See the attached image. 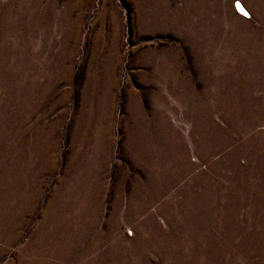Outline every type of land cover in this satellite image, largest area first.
<instances>
[{
	"label": "rangeland",
	"instance_id": "374dc122",
	"mask_svg": "<svg viewBox=\"0 0 264 264\" xmlns=\"http://www.w3.org/2000/svg\"><path fill=\"white\" fill-rule=\"evenodd\" d=\"M0 264H264V0H0Z\"/></svg>",
	"mask_w": 264,
	"mask_h": 264
},
{
	"label": "bare ground",
	"instance_id": "6f19581e",
	"mask_svg": "<svg viewBox=\"0 0 264 264\" xmlns=\"http://www.w3.org/2000/svg\"><path fill=\"white\" fill-rule=\"evenodd\" d=\"M237 11H238L240 14H242V15H247V11L245 10V8H244L241 4H238Z\"/></svg>",
	"mask_w": 264,
	"mask_h": 264
}]
</instances>
